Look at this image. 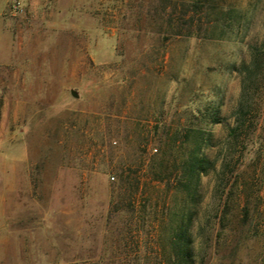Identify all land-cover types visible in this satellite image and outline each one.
<instances>
[{"label":"rangeland","instance_id":"1","mask_svg":"<svg viewBox=\"0 0 264 264\" xmlns=\"http://www.w3.org/2000/svg\"><path fill=\"white\" fill-rule=\"evenodd\" d=\"M199 1L191 37L157 0L8 1L0 264H161L192 207L195 264H264V0ZM189 129L213 164L193 204L153 181Z\"/></svg>","mask_w":264,"mask_h":264},{"label":"trees","instance_id":"2","mask_svg":"<svg viewBox=\"0 0 264 264\" xmlns=\"http://www.w3.org/2000/svg\"><path fill=\"white\" fill-rule=\"evenodd\" d=\"M159 18L163 23L167 24L169 32L173 37H191L193 35H201L202 26L193 29L194 21L191 20L192 26L187 28V17L190 13L196 14L200 1L194 0H157ZM207 7V6H206ZM219 8L210 7L207 17L214 12L217 13ZM220 13L217 14V16ZM223 19H231L229 13L223 14ZM216 22L221 20L217 19ZM162 30V28H161ZM242 115L237 118L236 126L231 128V133L237 135L243 128L247 126V119ZM198 116H195V118ZM215 122H220L218 118ZM202 129H189L185 134L186 139L181 141L179 134H175L173 138L166 137L164 140L160 138L162 144V152L156 156L159 162V170L153 172V181L156 183H166L172 185L174 191H183L187 194V198L193 204L199 196V183L201 176L209 172L213 168L212 162L208 159L203 145L208 144L209 138H203ZM164 145V149H163ZM168 147V151L166 149ZM175 151L176 160L173 165H167L168 152ZM178 158H181L178 161ZM135 189L134 191H136ZM134 195V194H133ZM132 195V196H133ZM134 197V196H133ZM118 208L114 207L113 212L117 213ZM194 207L190 209L189 218L184 219L187 215L183 211L184 218H181L176 227L171 230L172 250L169 260L161 264H195V254L193 251V240L191 236L192 219L195 215ZM112 212V214H113ZM111 217V214H110ZM118 263V262H117ZM113 262L112 264H117ZM119 264V263H118Z\"/></svg>","mask_w":264,"mask_h":264},{"label":"crops","instance_id":"3","mask_svg":"<svg viewBox=\"0 0 264 264\" xmlns=\"http://www.w3.org/2000/svg\"><path fill=\"white\" fill-rule=\"evenodd\" d=\"M8 1L9 0H0V20H1L2 15L4 14V9L7 6ZM7 157H10V155H8Z\"/></svg>","mask_w":264,"mask_h":264}]
</instances>
